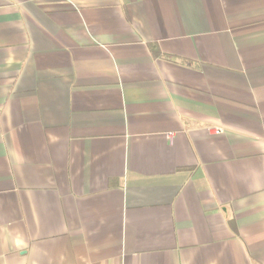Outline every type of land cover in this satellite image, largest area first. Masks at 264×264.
I'll return each mask as SVG.
<instances>
[{
  "label": "crops",
  "instance_id": "1",
  "mask_svg": "<svg viewBox=\"0 0 264 264\" xmlns=\"http://www.w3.org/2000/svg\"><path fill=\"white\" fill-rule=\"evenodd\" d=\"M0 264H264V0H0Z\"/></svg>",
  "mask_w": 264,
  "mask_h": 264
}]
</instances>
